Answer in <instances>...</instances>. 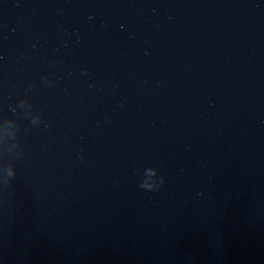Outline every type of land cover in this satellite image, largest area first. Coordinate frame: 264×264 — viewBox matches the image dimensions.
<instances>
[{"label": "water", "instance_id": "1", "mask_svg": "<svg viewBox=\"0 0 264 264\" xmlns=\"http://www.w3.org/2000/svg\"><path fill=\"white\" fill-rule=\"evenodd\" d=\"M0 264H264V0H0Z\"/></svg>", "mask_w": 264, "mask_h": 264}]
</instances>
